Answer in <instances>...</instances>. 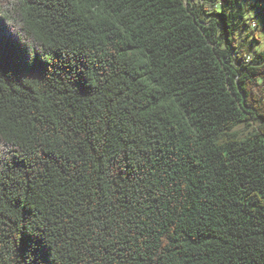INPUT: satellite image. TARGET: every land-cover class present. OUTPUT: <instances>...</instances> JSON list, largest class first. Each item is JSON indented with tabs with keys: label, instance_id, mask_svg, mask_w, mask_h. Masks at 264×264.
<instances>
[{
	"label": "trees",
	"instance_id": "1",
	"mask_svg": "<svg viewBox=\"0 0 264 264\" xmlns=\"http://www.w3.org/2000/svg\"><path fill=\"white\" fill-rule=\"evenodd\" d=\"M252 10L0 0V264H264Z\"/></svg>",
	"mask_w": 264,
	"mask_h": 264
},
{
	"label": "rangeland",
	"instance_id": "2",
	"mask_svg": "<svg viewBox=\"0 0 264 264\" xmlns=\"http://www.w3.org/2000/svg\"><path fill=\"white\" fill-rule=\"evenodd\" d=\"M255 21L259 24V27L255 28L252 24L246 26L243 30V35H249L247 44L253 46V49L256 51H261L264 49V27L262 23L261 16L256 15V13L252 10L250 14ZM258 36V39L254 38V34ZM255 123L247 125L246 123L238 125L234 130L239 133L240 137H245L250 131H252L255 127Z\"/></svg>",
	"mask_w": 264,
	"mask_h": 264
},
{
	"label": "built area",
	"instance_id": "3",
	"mask_svg": "<svg viewBox=\"0 0 264 264\" xmlns=\"http://www.w3.org/2000/svg\"><path fill=\"white\" fill-rule=\"evenodd\" d=\"M255 25V24H254ZM256 26V25H255Z\"/></svg>",
	"mask_w": 264,
	"mask_h": 264
}]
</instances>
